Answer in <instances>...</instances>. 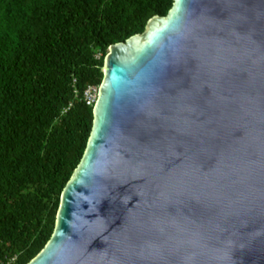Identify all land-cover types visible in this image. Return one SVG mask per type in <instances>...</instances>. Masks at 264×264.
<instances>
[{
	"label": "water",
	"instance_id": "obj_1",
	"mask_svg": "<svg viewBox=\"0 0 264 264\" xmlns=\"http://www.w3.org/2000/svg\"><path fill=\"white\" fill-rule=\"evenodd\" d=\"M104 71L27 264H264V0H174Z\"/></svg>",
	"mask_w": 264,
	"mask_h": 264
},
{
	"label": "trees",
	"instance_id": "obj_2",
	"mask_svg": "<svg viewBox=\"0 0 264 264\" xmlns=\"http://www.w3.org/2000/svg\"><path fill=\"white\" fill-rule=\"evenodd\" d=\"M173 1L0 3V260L25 264L52 235L93 127L83 92L103 75L96 50L144 31Z\"/></svg>",
	"mask_w": 264,
	"mask_h": 264
},
{
	"label": "clouds",
	"instance_id": "obj_3",
	"mask_svg": "<svg viewBox=\"0 0 264 264\" xmlns=\"http://www.w3.org/2000/svg\"><path fill=\"white\" fill-rule=\"evenodd\" d=\"M11 2H13V0H0V3L1 4H6V3H11ZM173 3H174V1H173ZM172 6H173V4H172ZM172 8V7H171ZM171 8H170V10H171ZM169 10V11H170ZM169 11H168V13H169ZM167 13V14H168ZM167 14H165V15H159V14H156V15H159V16H166ZM156 15H154V16H156ZM154 16H152V17H154ZM151 17V18H152ZM150 18V19H151ZM149 19V20H150ZM148 20V21H149ZM147 24H148V22H147ZM147 24H146V27H147ZM146 27H145V29H146ZM145 29H144V31H145ZM144 31H142V32H138V33H135V34H140V33H143ZM135 34H133V35H131V36H134ZM131 36H129L128 38H126L125 40H127V39H129ZM124 40V41H125ZM118 42H123V41H118ZM118 42H114V43H111L110 45H108L107 46V48H106V50L105 51H103L102 49H98V50H96V53H95V58H97V59H99L100 57H102V60H103V64H102V66H101V70H102V72H103V75H102V78H101V81L99 82V83H91V84H89L86 88H85V90H84V92H83V99L85 100V102L87 103V104H89V105H92V108H93V122H94V107H95V104H96V102H97V100H98V98H99V94H100V89H101V85H102V82H103V79H104V75H105V59H106V57H107V55L109 54V52H110V47H111V45H113V44H115V43H118ZM78 93H77V90H76V97L75 98H77L78 96ZM87 97L89 98V99H91L92 101L91 102H88V100H87ZM75 102V100H73L72 102H70L69 103V105L70 106H72L73 105V103ZM89 139V138H88ZM88 143V142H87ZM86 147H87V145H86ZM86 149V148H85ZM85 152V151H84ZM83 155H84V153H83ZM83 155H82V157H83ZM82 159V158H81ZM81 159H80V161H81ZM80 163V162H79ZM79 165V164H78ZM77 165V166H78ZM77 168V167H76ZM76 168L74 169V171L76 170ZM74 171H73V173H72V175L74 174ZM72 175H71V177H72ZM71 177H70V179H71ZM69 179V180H70ZM68 180V181H69ZM68 181H67V183H68ZM66 183V184H67ZM66 186V185H65ZM65 188V187H64ZM61 195H62V193H61ZM60 202H61V196H60ZM59 207H60V204H59ZM58 210H59V208H58ZM57 213H58V211H57ZM56 220H57V217H56ZM55 225H56V222H55ZM54 228H55V226H54ZM54 231V230H53ZM52 234H53V232H52ZM52 236V235H51ZM51 238V237H50ZM50 238H49V240H50ZM48 240V241H49ZM47 241V242H48ZM47 244V243H46ZM45 244V245H46ZM44 245V246H45ZM44 248V247H43ZM42 248V249H43ZM41 251V250H40ZM39 251V252H40ZM38 252V253H39ZM37 253V254H38ZM36 254V255H37ZM35 255V256H36ZM34 258V257H33ZM32 258V259H33ZM31 259V260H32ZM31 260H29L28 262H30ZM0 262H2V263H4V264H8V263H6V262H4V261H2V260H0ZM27 262V263H28ZM27 263H25V264H27Z\"/></svg>",
	"mask_w": 264,
	"mask_h": 264
},
{
	"label": "built area",
	"instance_id": "obj_4",
	"mask_svg": "<svg viewBox=\"0 0 264 264\" xmlns=\"http://www.w3.org/2000/svg\"><path fill=\"white\" fill-rule=\"evenodd\" d=\"M87 100H88V102H91V101H92V100L89 99L88 97H87ZM0 264H4V263L0 262Z\"/></svg>",
	"mask_w": 264,
	"mask_h": 264
}]
</instances>
